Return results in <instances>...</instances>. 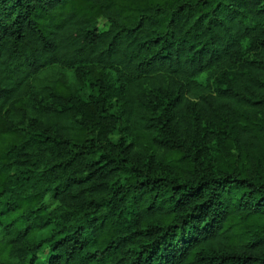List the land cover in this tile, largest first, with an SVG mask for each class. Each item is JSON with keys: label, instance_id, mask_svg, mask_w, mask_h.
<instances>
[{"label": "trees", "instance_id": "1", "mask_svg": "<svg viewBox=\"0 0 264 264\" xmlns=\"http://www.w3.org/2000/svg\"><path fill=\"white\" fill-rule=\"evenodd\" d=\"M45 246L264 264V0H0V264Z\"/></svg>", "mask_w": 264, "mask_h": 264}, {"label": "rangeland", "instance_id": "2", "mask_svg": "<svg viewBox=\"0 0 264 264\" xmlns=\"http://www.w3.org/2000/svg\"><path fill=\"white\" fill-rule=\"evenodd\" d=\"M108 28H109V23L101 21V23L99 25V29L101 31H107ZM48 254H49V248L45 246L39 254L40 263H38V264H45L48 260Z\"/></svg>", "mask_w": 264, "mask_h": 264}]
</instances>
